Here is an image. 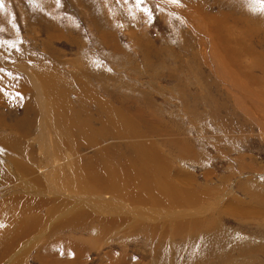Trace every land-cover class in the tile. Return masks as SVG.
<instances>
[{
    "label": "rangeland",
    "instance_id": "obj_1",
    "mask_svg": "<svg viewBox=\"0 0 264 264\" xmlns=\"http://www.w3.org/2000/svg\"><path fill=\"white\" fill-rule=\"evenodd\" d=\"M0 264H264V0H0Z\"/></svg>",
    "mask_w": 264,
    "mask_h": 264
},
{
    "label": "bare ground",
    "instance_id": "obj_2",
    "mask_svg": "<svg viewBox=\"0 0 264 264\" xmlns=\"http://www.w3.org/2000/svg\"><path fill=\"white\" fill-rule=\"evenodd\" d=\"M47 80H48V78H47ZM40 92V91H39ZM43 93V92H42ZM44 94V93H43ZM58 97H60L59 96V94H56ZM53 97H55V96H53ZM39 98H40V96H39ZM40 101V100H39ZM61 103V102H60ZM44 105V104H43ZM62 105V104H61ZM43 107V106H42ZM59 110H61V109H59ZM110 120L112 121V120H115V116L113 117H110ZM72 127V126H71ZM67 128H70V126L68 127L67 126ZM97 139H99V138H97ZM154 154H155V152H154ZM137 157V159L139 158L138 157V155H136ZM121 157V156H120ZM136 158H133L134 160H136ZM157 158V156L155 155V159ZM154 159V160H155ZM108 160L109 159H103V162H102V160H101V162L103 163H101L102 165H100L99 166V168H96L95 167V169H92L93 168V166H92V168H88L87 169V171H88V175H90V177H92V179H93V177H95V176H93V175H99V176H103L106 172L108 173V171L110 170V174L112 175V177H113V181L115 182V183H113L116 187H118L119 189L120 188H123V184L124 183H126V182H128L127 181V179H124V177H125V175H126V172H130L131 170H133L134 171V176L136 175L137 176V173H141V172H138V170H139V165L137 164V163H132V164H130V165H126V168H124V167H121V166H118L117 164H116V166L115 165H113V164H111L110 162V164L108 163ZM158 161V160H157ZM100 162V161H99ZM97 165H99V164H95V166H97ZM104 166H107L108 167V169L109 170H107V168L105 169L106 170V172H104V171H102V168L104 167ZM152 166H154V163H153V165ZM88 167H90V166H88ZM128 170V171H127ZM141 171H143L142 169H140ZM127 176H128V173H127ZM126 176V177H127ZM131 176V175H130ZM96 178V177H95ZM100 178V180H101V177H98V179ZM103 178H105V177H103ZM98 179H96L97 181H95V180H93V181H95L96 183L97 182H99V180ZM128 179H130L129 178V176H128ZM78 180V179H77ZM76 180V181H77ZM90 179H80L79 181H89ZM132 181H133V183L135 182V183H138V184H142V179H132ZM58 182V181H57ZM91 182V181H90ZM95 182H93L94 184H96ZM106 184V183H105ZM104 184V185H105ZM89 185H90V183H89ZM97 185V184H96ZM95 185V186H96ZM99 185V187H100V183L98 184ZM103 185V184H102ZM103 185V186H104ZM61 186V185H60ZM105 186H107V185H105ZM125 186H127V184L125 185ZM124 186V187H125ZM116 187H115V189H116ZM91 188H92V190H95V189H93L94 188V186L93 185H91ZM102 187H100V189H101ZM117 188V189H118ZM104 189V188H103ZM124 189H126V188H124ZM54 190V189H53ZM102 190V189H101ZM97 191H99V189H97ZM117 191H121V189L120 190H117ZM100 192V191H99ZM142 192V191H141ZM102 194V193H101ZM137 194H140L139 192L137 193ZM109 197V196H108ZM99 198V197H98ZM96 202V201H95ZM99 206H101V204L99 203ZM238 211V210H237ZM82 216H84V214H81ZM211 216V215H210ZM41 217H43V216H41ZM107 219V218H106ZM32 220H34V219H32ZM103 220V219H102ZM18 221H20L19 219H18ZM72 221L75 223H73L74 225H72V227H73V229H74V231L75 230H78L80 227H82L83 225L81 224H78L77 222H76V219H72ZM113 221V220H112ZM86 222V221H85ZM191 222H192V219H191ZM20 223V222H19ZM26 223V222H25ZM32 223H33V221H32ZM84 223V222H83ZM87 223V222H86ZM108 223V222H107ZM111 223V222H110ZM192 223H194L195 224V222H192ZM23 224V223H22ZM34 224V223H33ZM38 224V223H37ZM85 224V223H84ZM191 224V223H190ZM18 225H20V224H18ZM86 225V224H85ZM111 225V224H110ZM184 225V224H183ZM23 226V225H22ZM109 226V225H108ZM191 226V225H190ZM11 227V226H10ZM9 227V228H10ZM13 227V226H12ZM21 227V226H20ZM31 227V226H30ZM85 227V226H84ZM14 228V227H13ZM18 228V227H17ZM86 229H92V227H85ZM192 228V227H191ZM26 229V228H25ZM72 229V228H71ZM15 230V229H14ZM29 231V230H28ZM38 231V230H37ZM178 231V230H177ZM182 231V230H181ZM15 232V231H14ZM179 232V231H178ZM197 233V232H196ZM10 235V234H9ZM18 236V235H17ZM15 237V236H14ZM16 238V237H15ZM18 241V240H17ZM188 242V241H187ZM192 246V245H191ZM12 253V252H11ZM219 263V262H218Z\"/></svg>",
    "mask_w": 264,
    "mask_h": 264
}]
</instances>
